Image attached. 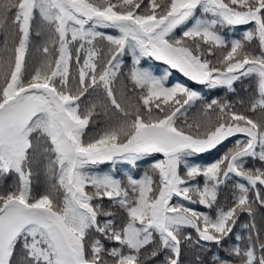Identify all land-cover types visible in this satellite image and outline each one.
Listing matches in <instances>:
<instances>
[{"label": "snow or ice", "instance_id": "snow-or-ice-1", "mask_svg": "<svg viewBox=\"0 0 264 264\" xmlns=\"http://www.w3.org/2000/svg\"><path fill=\"white\" fill-rule=\"evenodd\" d=\"M0 32V264H264V0H0Z\"/></svg>", "mask_w": 264, "mask_h": 264}, {"label": "trees", "instance_id": "trees-1", "mask_svg": "<svg viewBox=\"0 0 264 264\" xmlns=\"http://www.w3.org/2000/svg\"><path fill=\"white\" fill-rule=\"evenodd\" d=\"M244 27L241 26L238 30L234 31V32H228V38H240L242 36ZM107 31H111V30H107ZM4 41V34L2 32H0V45H2ZM125 61L127 62L128 66H130V57H125L124 58ZM159 62H157L158 64ZM161 68H163V65H160ZM127 71V68H125V72ZM170 80L172 82H182L187 84L189 87L195 88L197 90H202V94L205 96V101H210L212 98H219V99H233L235 100L236 98L231 96L230 94H226L225 91H221V90H215V91H208L206 89H203V86L201 85H195L193 82L191 81H187L186 78H184L181 74L175 72V70H173V75L170 77ZM238 89L241 88V86L238 84L237 85ZM240 95L244 96L246 95V93L241 89L240 91ZM198 115V107L194 108L192 110L189 111L188 113V121L191 122L194 118H196ZM184 120V117H180V120L178 121V123H182ZM103 126V118L100 119V122L98 125H90L89 129L87 130L89 132V135H93L95 134V131L99 128ZM149 171V168L147 166V164H143L140 168L134 170V174L139 177L141 176L144 172ZM98 174H112L114 175L117 179H121L123 181L126 182V176H127V169L124 166H120L118 165L116 167V169H112V167L108 164H104V165H100L99 169L97 170ZM11 181H6V183H10ZM47 187V178L43 173H40L36 176H34L33 178V191L34 193H41L45 190V188ZM224 196H227L228 193H224ZM261 215H264V213H261ZM247 219L245 217L241 218V221L239 222L238 226H237V231L238 232H244V230L240 227L241 224L246 223ZM246 234V233H245ZM216 249L213 248V252H215ZM221 255H223V253H221Z\"/></svg>", "mask_w": 264, "mask_h": 264}]
</instances>
